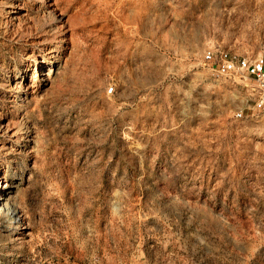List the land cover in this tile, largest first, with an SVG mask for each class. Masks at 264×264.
<instances>
[{
	"label": "rangeland",
	"instance_id": "obj_1",
	"mask_svg": "<svg viewBox=\"0 0 264 264\" xmlns=\"http://www.w3.org/2000/svg\"><path fill=\"white\" fill-rule=\"evenodd\" d=\"M212 46L263 55L264 0H0V264H264V121Z\"/></svg>",
	"mask_w": 264,
	"mask_h": 264
},
{
	"label": "built area",
	"instance_id": "obj_2",
	"mask_svg": "<svg viewBox=\"0 0 264 264\" xmlns=\"http://www.w3.org/2000/svg\"><path fill=\"white\" fill-rule=\"evenodd\" d=\"M202 63L217 78H237L245 82L248 95L236 113L237 118H259L264 121V54L252 57L212 46L203 52ZM111 92L112 88L108 90V93Z\"/></svg>",
	"mask_w": 264,
	"mask_h": 264
}]
</instances>
